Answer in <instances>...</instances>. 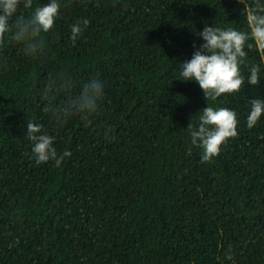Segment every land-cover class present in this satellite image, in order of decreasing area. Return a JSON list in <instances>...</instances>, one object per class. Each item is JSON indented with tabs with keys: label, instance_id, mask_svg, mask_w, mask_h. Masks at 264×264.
<instances>
[{
	"label": "trees",
	"instance_id": "trees-1",
	"mask_svg": "<svg viewBox=\"0 0 264 264\" xmlns=\"http://www.w3.org/2000/svg\"><path fill=\"white\" fill-rule=\"evenodd\" d=\"M60 3L42 55L0 49V264H264V114L247 127L251 100H264V60L246 47L240 91L214 102L180 76L205 24L247 30L243 4ZM30 12L21 4L17 14ZM81 18L90 23L73 44ZM253 63L257 85L247 82ZM57 74L73 84L57 103L92 78L104 84L88 127L78 116L58 125L42 110V90ZM207 105L234 110L238 136L204 163L187 126ZM29 121L56 137L58 154L72 153L61 167L35 163Z\"/></svg>",
	"mask_w": 264,
	"mask_h": 264
},
{
	"label": "clouds",
	"instance_id": "clouds-1",
	"mask_svg": "<svg viewBox=\"0 0 264 264\" xmlns=\"http://www.w3.org/2000/svg\"><path fill=\"white\" fill-rule=\"evenodd\" d=\"M239 2L243 4L247 30L205 24L202 31L197 33L203 43L193 52L191 59L180 64L181 81L197 82L206 101L214 102L223 94L240 91L245 82L244 76L241 75V66L247 60L246 47L250 50L255 48L264 60V0ZM70 3L71 0H68V4ZM21 4L24 9H31L28 15L17 14ZM60 7V0H48L43 6L34 8L33 0H0V49L8 43L22 46L25 56L42 55L46 48L43 34L53 28ZM89 23L88 19L81 18L71 26L70 39L73 44ZM248 72L247 82L250 85L259 84L260 67L253 63ZM72 88L73 84L66 75L49 76L41 93L46 102L42 110L50 113L51 119L58 125L78 116L84 126L88 127L93 123L91 118L100 110L104 84L99 79L92 78L81 84L78 94H69L62 103L56 102L60 93H70ZM250 105L247 115L249 129L253 128L264 114V100L252 99ZM198 121L196 126H187L191 144L202 150L201 162L209 163L219 155L222 144L229 138L238 136L236 113L227 107L207 105L200 110ZM111 131V128L107 129L105 135L108 136ZM26 138L31 142V152L37 165L51 160L56 167H61L65 157L72 155L69 150L58 154L54 147L56 137L49 135L41 123L29 121L26 125ZM190 153L191 149L188 151V154ZM225 257L229 261L233 260L231 246Z\"/></svg>",
	"mask_w": 264,
	"mask_h": 264
}]
</instances>
